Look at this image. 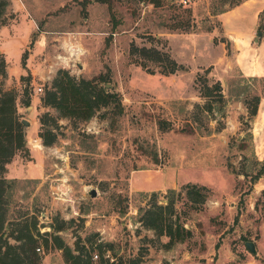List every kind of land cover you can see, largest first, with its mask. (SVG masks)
<instances>
[{
  "label": "rangeland",
  "instance_id": "obj_1",
  "mask_svg": "<svg viewBox=\"0 0 264 264\" xmlns=\"http://www.w3.org/2000/svg\"><path fill=\"white\" fill-rule=\"evenodd\" d=\"M7 1L0 90L13 92L19 120L29 122L28 155L16 154L4 173L14 181L11 210L32 214L40 234H57L71 249L82 244L90 264H264V175L253 178L264 155V97L244 122L264 75L241 74L233 34L222 25V14L243 0H112L111 33L104 3ZM257 22L264 25V11L250 32L253 48L264 41ZM133 47L167 54L179 67L160 74V64ZM256 55L250 50L247 58ZM58 69L96 89L106 84L105 92L119 94L122 114L112 118L99 107L87 120L59 117L41 101ZM215 82L220 99L204 95ZM39 119L56 137L48 146L38 137ZM197 188L204 201L191 203L185 192ZM155 205L188 232L182 241L168 246L140 224L139 210ZM245 241L259 252L249 253ZM36 252L40 264H66L56 247Z\"/></svg>",
  "mask_w": 264,
  "mask_h": 264
},
{
  "label": "trees",
  "instance_id": "obj_2",
  "mask_svg": "<svg viewBox=\"0 0 264 264\" xmlns=\"http://www.w3.org/2000/svg\"><path fill=\"white\" fill-rule=\"evenodd\" d=\"M98 3H104L109 10V19L111 21L110 33L116 27L117 21L113 17L111 10L112 0H94ZM87 2V1H83ZM152 5H158V0H150ZM7 0H0V13L7 5ZM238 5V2H233L232 7ZM264 11V8L258 13V16ZM256 29L262 33L264 37V25L257 22ZM135 47H133L134 49ZM132 49V50H133ZM142 56L149 60L157 61L160 64L158 72L163 75L175 72L177 65L167 54H158L155 50L144 51L142 49H134ZM26 57V52L22 53L21 59ZM136 64L146 68L145 62L133 59ZM5 62L0 54V74L4 73ZM152 72V71H150ZM261 81V96L255 94L249 102H246L247 120H252L256 114L257 104L260 97H264V77H259ZM215 92L218 99L222 98L220 93V85L215 82L211 90L204 88V95ZM44 105L52 107L59 117L76 118L87 120L93 116L94 112L99 107L110 108V113L113 115L122 114L123 107L120 103L118 93H107L102 88H95L92 85V80H84L82 78L75 79L67 70L58 69L51 80L50 86L46 89L41 97ZM28 100L24 101L23 105L27 106ZM248 104V105H247ZM208 105V104H207ZM208 109V108H207ZM41 128L38 131V137L41 143L45 146L52 144L56 137L51 133L50 129L44 127V121L39 119ZM247 137L251 138V133L247 132ZM20 154L27 156L28 150L26 147L25 132L19 122V117L16 111L15 97L13 92L9 90H0V264H40L41 256L36 252L41 245L44 249L48 247H56L62 252L63 260L66 264H90L89 257L82 254V244L74 248H70L63 239L57 235L47 231L39 233L36 227V219L32 214L15 213L12 211V185L13 180L7 179L4 176L6 164L11 161L14 155ZM257 162V161H256ZM242 175H247L246 171H242ZM264 175V155L263 160L255 171L253 178H258ZM173 192V189H169ZM191 203L204 201V196L199 194V190L192 189L185 192ZM172 200H168L165 207L169 205L170 212ZM165 207L154 206L144 210H139L138 221L146 228L152 229L157 235L167 237L166 244H172L182 241L188 232L185 231L180 224L175 223L165 215ZM155 208V209H154ZM167 214V215H168ZM173 214V213H172ZM54 232L60 230V227H52ZM62 228V226H61ZM50 235L48 239L46 236ZM46 238H45V237ZM41 238V239H40ZM49 242L51 245H49ZM85 256V257H84ZM121 264V263H118ZM126 264H145L141 263L137 258H130Z\"/></svg>",
  "mask_w": 264,
  "mask_h": 264
},
{
  "label": "crops",
  "instance_id": "obj_3",
  "mask_svg": "<svg viewBox=\"0 0 264 264\" xmlns=\"http://www.w3.org/2000/svg\"><path fill=\"white\" fill-rule=\"evenodd\" d=\"M264 8V0H243L238 5L230 8L226 12L222 14V25L227 32L233 34V40L235 44V48L238 51L236 55L235 62L240 67L241 74L245 77H256L264 75V41H260L256 44V46L251 47L249 44V36L252 28L254 27V22L257 14ZM18 7L16 11H18ZM20 16H22V12H19ZM246 22V24H244ZM244 24V25H243ZM6 28V27H4ZM7 40V39H6ZM8 41V40H7ZM244 41L246 42L245 49L242 47L244 45ZM9 42H12L11 40ZM247 50L246 58H243L240 62L238 60V55L240 50ZM250 50L253 51V55L257 54L254 58H247L250 55ZM260 58V60H259ZM250 60V62L248 61ZM255 64H260L261 69L258 72L257 68H251ZM259 103V101H258ZM258 105V104H257ZM258 106L256 109L257 114ZM255 114V116H256ZM254 116V118H255ZM252 132V131H251ZM34 141H36L34 139ZM15 156V155H14ZM13 159V158H12ZM11 159V160H12ZM10 162L7 163V165ZM6 165V168H7ZM10 171V169H8ZM13 172L17 171L16 168L12 169ZM256 252H259L258 247L254 244Z\"/></svg>",
  "mask_w": 264,
  "mask_h": 264
},
{
  "label": "water",
  "instance_id": "obj_4",
  "mask_svg": "<svg viewBox=\"0 0 264 264\" xmlns=\"http://www.w3.org/2000/svg\"><path fill=\"white\" fill-rule=\"evenodd\" d=\"M257 36H259V33L257 34ZM106 84H104V87H103V90L105 91L106 88H105ZM29 108V107H26V109ZM20 124H21V127L24 131L25 127H27L29 125V122L25 119H20L19 120ZM88 195L90 197H93L95 195V191L93 189L89 190L88 191ZM244 248L249 252L251 253L252 255H255L256 254V250H255V247H254V243L252 241H245L244 242Z\"/></svg>",
  "mask_w": 264,
  "mask_h": 264
},
{
  "label": "built area",
  "instance_id": "obj_5",
  "mask_svg": "<svg viewBox=\"0 0 264 264\" xmlns=\"http://www.w3.org/2000/svg\"><path fill=\"white\" fill-rule=\"evenodd\" d=\"M33 90H34V92L38 93V92L41 91V87H40V86H35V87L33 88ZM35 250L38 251L39 249L36 248Z\"/></svg>",
  "mask_w": 264,
  "mask_h": 264
}]
</instances>
